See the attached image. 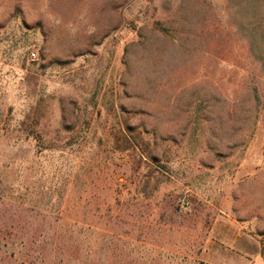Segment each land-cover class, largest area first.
Segmentation results:
<instances>
[{"label": "rangeland", "instance_id": "obj_1", "mask_svg": "<svg viewBox=\"0 0 264 264\" xmlns=\"http://www.w3.org/2000/svg\"><path fill=\"white\" fill-rule=\"evenodd\" d=\"M258 23L264 0H0V264H264Z\"/></svg>", "mask_w": 264, "mask_h": 264}, {"label": "trees", "instance_id": "obj_2", "mask_svg": "<svg viewBox=\"0 0 264 264\" xmlns=\"http://www.w3.org/2000/svg\"><path fill=\"white\" fill-rule=\"evenodd\" d=\"M261 25L260 23L255 25L252 30V36L254 48H257V50L263 54L262 56L264 58V23L262 27H260ZM261 29H263V31H260Z\"/></svg>", "mask_w": 264, "mask_h": 264}, {"label": "built area", "instance_id": "obj_3", "mask_svg": "<svg viewBox=\"0 0 264 264\" xmlns=\"http://www.w3.org/2000/svg\"><path fill=\"white\" fill-rule=\"evenodd\" d=\"M34 56V55H33Z\"/></svg>", "mask_w": 264, "mask_h": 264}]
</instances>
